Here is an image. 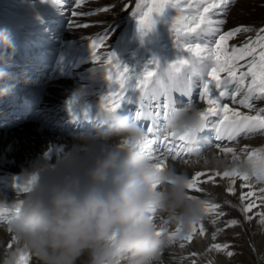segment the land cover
Returning a JSON list of instances; mask_svg holds the SVG:
<instances>
[{
    "label": "clouds",
    "instance_id": "clouds-1",
    "mask_svg": "<svg viewBox=\"0 0 264 264\" xmlns=\"http://www.w3.org/2000/svg\"><path fill=\"white\" fill-rule=\"evenodd\" d=\"M14 51L10 33L0 28V65ZM6 75L0 68V79ZM10 90L0 86V95ZM81 98V89L73 90L70 99ZM202 111L177 104L163 122L165 134L184 136L191 164L264 185V145L230 155L206 151L199 146ZM94 120L93 130L73 136L54 163L22 170V196L0 193V222L12 240L2 264L23 255L38 264H160L174 239L206 219L210 200L189 193L186 172L150 159L146 129L133 113L100 110Z\"/></svg>",
    "mask_w": 264,
    "mask_h": 264
},
{
    "label": "bare ground",
    "instance_id": "bare-ground-1",
    "mask_svg": "<svg viewBox=\"0 0 264 264\" xmlns=\"http://www.w3.org/2000/svg\"><path fill=\"white\" fill-rule=\"evenodd\" d=\"M52 2L53 0L48 3ZM65 5L69 9H74V6H70L68 1ZM47 6L54 8V5ZM45 12L49 14L50 10L46 8ZM76 16L75 10L70 13L67 22L63 25L61 35L55 37L53 44L49 42L48 47L40 50L38 56L32 53L27 54V58L32 56V59L28 62L27 66H22V69L28 70V68L31 69L33 67L32 73H35L37 72L36 70H40V63H43V69H45V66L49 68L48 63H52L56 59L53 55L54 51L62 49V47L71 48L79 42L80 35L75 37L73 34L74 29L79 28L78 25L75 26L78 23L75 21L77 19ZM223 30L220 28L219 33ZM63 41L64 45L62 46L61 43ZM29 49L32 50V48ZM44 57L45 59H43ZM247 60L246 58L239 59V62L236 63L237 75L240 72L246 73L248 71L249 63ZM13 63H16V65L12 66ZM21 64L17 59H13L10 61V66L3 68L7 75L5 80L0 79L3 82L1 86H8L9 81H11L10 83L13 84L14 88L20 85L15 80L16 77L12 76L11 73L13 67H17L18 69L15 71L18 72L21 69L19 67ZM48 71V74H51L53 77L48 75L50 76L49 82L43 88L42 93H39L40 103L28 115L24 116V113L15 114L28 111L31 105H33V101H26L28 99L27 97L25 100L23 97L21 98L23 87L19 88L21 92L17 95L19 98H16L17 96L14 98L11 94L9 96L0 95V107L4 102L0 115H4V111L8 109L11 111V114H15L12 117L16 116V119H14L16 120L15 123L11 124L13 118L9 117L7 119L8 123L0 124V193H6L9 196H22L24 193L21 177L22 170H30L34 164H39L41 161L54 163L61 154L72 146L74 143L73 136L93 130L91 127L93 125L92 116L100 111L95 105V100L91 103V110L83 117H81L76 109L69 108V105L68 107L65 106V104L74 103L75 100L70 99L73 90L80 88L82 92L83 90L93 88L86 86L83 82H78L75 78L55 79L58 71H51L50 68ZM190 72L193 75V85L196 84V86H193L194 89L190 95L191 97L188 98L185 93H174L171 99L174 101V106H176L177 104L189 103V99L191 98L192 104L199 105L203 110L206 105L205 100L201 101L197 99V97H202V81L199 79L197 70L190 68ZM220 76L228 79L227 72H221ZM34 77L27 80L32 82ZM250 80V76L245 77L246 84ZM89 83L91 86H97L91 82ZM98 89H101V87L98 86ZM235 89V83H228L226 86L222 85L221 89H216L213 86L211 96L212 98L219 99L221 104H227L230 108L243 114L245 112L242 108L233 104V101L229 102L226 100L224 102V97L219 96V92L222 90H226L229 94H232L235 92ZM239 95L243 96V93ZM3 96L4 99L1 103ZM82 98H84L83 95ZM254 100H258V106L264 104L261 99ZM14 104L16 106L23 104L27 108H12ZM67 108L70 109V112L66 115L64 113L68 111ZM59 116H63L66 119L69 118L73 123L63 121ZM79 119L80 124H75ZM220 119H222V116L209 117L206 122L207 127L200 134V138L202 139L199 142V146L203 149L207 146L208 141L206 139L208 136L210 137L209 139L214 140V144L210 148H206V151L230 155V153H223L221 149L230 147L234 150H246L250 147L264 145V134L246 135L241 139L237 136L234 143H231V139H228L226 135L221 134L223 138L217 140L215 125ZM55 122L56 124L52 126ZM5 125H11V128H4ZM68 126L71 129L69 130L70 133L66 131ZM86 127L89 128L87 129ZM57 128L58 130H56ZM146 132L148 140L145 150L149 154L150 159L152 160L153 157H162L164 166H175L177 170L186 172L190 179L195 178L196 184L194 188L188 189L189 193L201 198H208L210 204L214 203L219 205L217 209L210 208L206 211L205 216L207 215L206 217L209 216V218L195 226L196 231L192 233V239L190 241L174 239L173 243L164 249L160 264H193V262L195 264H234L233 257L236 255L235 247L243 253L240 256L243 264H264V220H262V216H264V192L261 191V189H264V185L257 184L251 180H241L238 176L224 177L222 175L223 172H216L200 165H193L190 163L191 158L188 153L174 157L166 149L168 145L172 144L171 138L168 137L163 143L158 141L159 137L166 135L165 132H160L157 129L151 133L147 130ZM245 134L246 132L239 136ZM205 141L206 143L204 144ZM179 142L181 143V141ZM156 147L160 149L157 154L154 151ZM197 173H200V175H197ZM196 188L200 190L196 191ZM229 188L232 189L231 192L228 191ZM252 204L255 206L252 207ZM245 207H251V211L244 212L243 209ZM220 213H223V215ZM213 220L218 222L213 223ZM232 220H236V224L233 225L231 223ZM0 223L3 224V222ZM224 225H228L226 232L221 231V227ZM201 226L204 229L203 236L199 235ZM225 233H228V235ZM214 235L215 239H213ZM213 244L227 245V247L217 251L212 249ZM10 245L12 247L10 234L4 230V225L2 227L0 226V264H2L6 252L11 249ZM229 250H233L231 256L227 255ZM26 256L27 264H38L34 257L30 255ZM78 264H83V261L78 262Z\"/></svg>",
    "mask_w": 264,
    "mask_h": 264
},
{
    "label": "snow or ice",
    "instance_id": "snow-or-ice-1",
    "mask_svg": "<svg viewBox=\"0 0 264 264\" xmlns=\"http://www.w3.org/2000/svg\"><path fill=\"white\" fill-rule=\"evenodd\" d=\"M234 0H187V7L194 9V12L190 16H185L183 22H177L176 27L179 31L185 35L195 34V38L201 42H197L194 45H187L186 52L189 54L186 58H177L174 62L161 65L160 61L156 58L151 59L148 63L142 65V70L137 71L136 68H129L128 65L122 64L117 59L115 53H109L106 63L110 66H114L115 71L113 72L110 67L108 72V80L115 82L120 91H109L107 95L102 96V103L100 108L105 111H116L122 108L125 103L132 102V97L127 95L129 89L133 91L139 90L143 95L153 94L155 100V111L153 113V119L156 120L162 114L167 118L170 111L174 110V101L168 95L165 84L168 81H172L175 75L181 72L185 66H190L191 69H195L198 72L199 79L202 81V92L201 96L205 100L208 107L202 111L201 116L205 121L207 127V121L209 117L222 116L219 121V126L216 128L217 136L219 140L222 137V133H225L228 139H235L242 133L251 132L257 129L264 130V115L260 110L256 115H243L239 111L230 108L227 104H221L219 99L212 98L211 92L212 87L221 89L222 84L227 85L228 83H235V92L231 94V99L236 101L237 95L243 93L242 98L238 100V103L244 108L253 109L254 105L252 101L254 99H264V50L259 53V61L257 62L253 58L251 64L248 67V71L240 72L237 75L236 61L243 59L245 56H253L256 52L255 47L246 45L244 48L237 50L232 49V55L223 57L221 53L224 50L225 42L241 31H249L250 29L245 27H238L225 34L219 35V39L215 42V48L210 47L209 43L204 41L205 36L215 35L220 31V27L223 25V19H216L221 16L227 6L233 3ZM174 0H151L147 11L143 12L138 20V29L140 35H146L153 31L157 22L169 23L170 18L167 10L174 7ZM202 6V7H201ZM140 8V5H137ZM101 11H107V9H101ZM135 14V13H134ZM264 33V29L260 30ZM106 35V34H105ZM98 44L93 43V48H96ZM260 47L264 49V44ZM206 61H214V64H209ZM149 65H154L155 70H152ZM210 68V70H209ZM227 72L228 79H221L220 73ZM251 77L250 82L246 84L245 77ZM207 78V79H206ZM159 85L160 90L157 91L154 86ZM193 85L191 78H189V86L185 91L186 95L190 96ZM163 95L166 97L164 102L161 104L159 97ZM229 93L226 90L220 91L219 96H228ZM189 104H192L191 98ZM137 119H141V112H137ZM155 125L148 128V132H154ZM179 141H184V136L170 135ZM167 139V138H166ZM223 153H230L233 151L230 147L222 148ZM162 157H153L152 161L157 164L158 167H163ZM200 175V173H197ZM224 177H239L241 180L250 181L248 176L238 175L235 172H223ZM196 184L195 178L191 179V183L188 185L189 189L194 188ZM24 191L26 189H23ZM199 191V188L195 189ZM232 191L231 188L228 189ZM264 192V189H261ZM251 195V193H249ZM243 199V198H242ZM255 205L252 204V207ZM219 208L218 204H209L206 211L209 209ZM244 212L251 211V207H245ZM223 215V213H220ZM264 220V216H262ZM236 220H232L231 223L236 224ZM196 231V227H193L192 233ZM192 233L181 240L192 239ZM200 236L204 235V229L201 226ZM174 237V234H170V238ZM215 239V235L213 236ZM11 247V245H10ZM183 247V245H181ZM227 245L213 244L212 249L217 251L226 248ZM232 255L231 252L228 253ZM16 264H27V256L23 255L19 257ZM195 264V262H193Z\"/></svg>",
    "mask_w": 264,
    "mask_h": 264
},
{
    "label": "rangeland",
    "instance_id": "rangeland-1",
    "mask_svg": "<svg viewBox=\"0 0 264 264\" xmlns=\"http://www.w3.org/2000/svg\"><path fill=\"white\" fill-rule=\"evenodd\" d=\"M49 1H51V0H41L40 2L46 3L44 5H54V8L56 9V12L54 13V15L48 16V18H47L48 23H51L53 25L55 24V27L52 26L49 29H47V31H49V33L53 34V37H51V39L49 40V42L51 44H53L55 37L57 35H61L63 25L65 22H67V19H68L70 13L75 10V14H76V13L80 12L82 10V8L81 7H74V9H69V8H67V6L65 4L62 3L63 1H61V0H53L52 3H48ZM92 2H95L96 6L103 5L105 7H108V8H106L107 12L101 11V12H97L96 14L91 15L90 17H87L86 19H89L88 20L89 24L86 25L87 27L79 26V28H77L78 30L74 29L75 31L73 32V34L75 37H77L79 35H83V34H88V33L93 32V31L101 30L109 22L114 21V20L118 24L119 22L128 18L131 15V13L134 11V9L136 11H139V15L136 18L135 26L133 25L134 31L135 30L137 31L138 30V20H139L140 16L142 15V13L147 11V8H148L149 4L151 3V0H92ZM138 4L140 5L139 9L137 8ZM167 12H168V15H170L171 14V8L168 9ZM76 18L77 19L75 21L78 23L85 20L84 18H82L80 16H76ZM216 19H223V21H224L223 25L220 27L221 29H224V31L221 32L222 34H225L228 31H231V30L238 28V27H245V28L250 29L249 31H241V32L237 33L236 35H234L233 37H231L230 39H228L225 42V46L227 47L228 52H225L223 50V52L221 53L222 58L226 57V56H231L233 48L240 50L241 48H244L246 45H249L251 47H255L256 52L253 54V56H245L244 58L248 59V61L250 63L252 62L253 58H255L256 61L258 62L259 61V53L261 50H264L260 47L261 44H264V33H261V31H260L261 29H264V0H234L233 3H231L227 6L223 15L219 16ZM159 23L160 22H157L155 27ZM106 42H108V40ZM215 42H214V45L212 46L214 48H215ZM37 45L38 44L34 45L32 47V49L36 48ZM31 59H32V56L27 58V64H28V62H30ZM43 59H45V57ZM42 64L43 63L39 64L40 70H36L37 72H35V73H32V71L34 69L33 67L31 69L28 68V70L22 69V66H25L23 63L19 66L21 69H19L20 71L18 70V72L15 71L18 69L17 67L12 68L11 75L16 77L15 80L20 85L18 87L14 88L13 84L10 83L11 81H9V83L7 85L12 86V88L8 92V94H6V95L9 96L11 94L15 98L20 92L19 88L23 87L22 93L20 92L21 98L23 97V99L25 100V98L27 97L28 99H26V101L27 100L33 101V105H31V107L28 109V111L18 112L15 114H23L24 113V116L28 115L40 103L41 99H40L39 95L42 93L43 88H45V86L49 82L50 76L53 77L51 74H48V72H49L48 66H45V69H43ZM15 65H16V63H13L12 66H15ZM35 65H37V63H35ZM40 74H41V76H40ZM34 75H35V77H34ZM48 75H50V76H48ZM32 77H34L33 81L29 82L27 79L32 78ZM55 79H66V78L57 77ZM31 83H32V85H31ZM237 97H238V99L236 98L237 102H234L232 99H230L229 102L233 101V104H235L236 106H240V104L238 103V100L240 99V95H237ZM16 98H19V96H17ZM3 99H4V96L1 100V103H2ZM2 104L4 105V102ZM3 105L0 107V112L3 109ZM23 106H24L23 104H19L17 106H16V104H14L12 106V108H16V107L22 108V109L27 108V106H24V107ZM243 111L247 114L252 112L246 108H243ZM10 112L11 111L7 109L6 111H4V115H0V124L1 125H3V123H8L7 119L9 117H12L15 115V114H11ZM14 112H16V111H14ZM12 118H13V120H12L11 124L15 123L16 120H14V119H16V116L12 117ZM55 124H56V122L54 124H52V126ZM4 128H11V125H5ZM86 128L88 129L89 127H86ZM56 130H58V128ZM69 130H71V129L68 126L66 131L68 133H70ZM209 138L210 137L208 136L206 139V141H208L206 148H210V146H212L214 144V140L209 139ZM206 141L204 142V144L206 143ZM232 143H234V142H232ZM154 151H155V154H157V153H159L160 149H158V147H156L154 149ZM208 218H209V216L206 217V219H208ZM159 222H160V220L158 217L157 223H159ZM212 222L214 223V222H218V221L213 220ZM3 225L4 224L0 223L1 227ZM227 228H228V225H224L221 227V231L226 232ZM225 234L228 235V233H225ZM231 236H233V235H231ZM235 250L234 251L236 252V255L233 257V259H234L233 263L234 264H243L242 263L243 261L240 260V256H242V254H243L242 251L238 250L237 247H235ZM229 252L233 253V250H229L227 252V255Z\"/></svg>",
    "mask_w": 264,
    "mask_h": 264
}]
</instances>
